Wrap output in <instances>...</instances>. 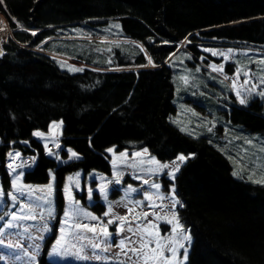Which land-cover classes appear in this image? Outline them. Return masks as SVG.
<instances>
[{
	"label": "trees",
	"instance_id": "16d2710c",
	"mask_svg": "<svg viewBox=\"0 0 264 264\" xmlns=\"http://www.w3.org/2000/svg\"><path fill=\"white\" fill-rule=\"evenodd\" d=\"M0 12L11 30L0 55V167L9 149L36 150L24 180L45 183L55 167L60 187L68 172H109V147L145 148L160 161L190 155L174 178L179 221L191 237L185 264H264V185L234 174L217 141L184 133L169 120L176 110L169 63L179 44L190 39L184 46L195 56L200 40L264 52V0H3ZM75 31L123 40L64 38ZM44 40L45 50L95 67L137 68L69 72L32 50ZM226 104L220 108L226 123L264 132L259 99ZM53 121L62 123L61 145L78 155L63 165L32 137ZM39 264L65 263L42 258Z\"/></svg>",
	"mask_w": 264,
	"mask_h": 264
},
{
	"label": "rangeland",
	"instance_id": "374dc122",
	"mask_svg": "<svg viewBox=\"0 0 264 264\" xmlns=\"http://www.w3.org/2000/svg\"><path fill=\"white\" fill-rule=\"evenodd\" d=\"M74 33L64 38L109 42L123 40L102 36L85 37L77 31ZM9 37L11 30L0 12V45ZM46 40L32 47V50L56 59L60 68L69 72L81 68L103 71L137 68L95 67L45 50L42 44ZM184 43L192 41L186 39L180 43L178 49L181 52L169 63L173 69L172 102L176 109L169 120L184 133L195 137L206 135L217 141L220 149L228 155L235 174H244L243 177L248 181L264 185V132L250 131L239 124L229 125L220 110L227 106V101L234 100L243 106L257 98L264 112V95H260L264 92L263 49L229 43L211 44L200 40L195 44L198 51L195 56L185 48ZM213 52L217 55H213ZM187 60L192 65L187 64ZM228 64L231 67L227 68ZM214 67L217 70H213ZM223 91H227L231 98L225 96ZM241 99L245 103L241 104ZM61 128V121H53L47 131L32 132V137L42 146V153L54 159L55 165H63L78 158V155L72 157L69 152L71 148L61 145ZM22 144L27 145V141ZM106 153L110 160L109 172L94 168L86 171L78 169L66 173L59 187L55 167L47 169L49 180L45 183L35 184L24 180L25 173L32 170L37 162L36 150H30L27 154L16 149L7 151L0 167L1 264H39L42 258L65 264H133L135 257L129 260L131 252L126 256L119 242L132 237L137 244L127 247H138L141 235L153 241L150 247L154 248L158 241L163 246L165 257L172 256L169 248L176 250V255L168 264L186 263L187 258L184 259V256L186 254L188 257L191 237L188 229L179 221L177 209L181 202L173 206V189L175 200L180 201L175 192L174 178L179 168L192 156L183 155V161L178 159L181 155L171 161H160L145 148L115 152L113 147H109ZM4 173L5 181L2 178ZM152 184H159V189L151 187ZM49 185L52 186L51 192L48 191ZM21 187L22 191H17ZM147 196H151V199H145ZM173 213L183 230L175 227ZM157 215L161 219H156ZM93 216L97 219H91ZM118 217L127 218L123 231H120ZM109 220L113 223L108 224ZM149 222H152V227L147 232H137L133 236L127 230L131 227L136 231L138 226L143 229ZM85 224L95 226L97 231L93 233L83 227H76ZM101 226L107 228V237ZM185 236L190 239H185ZM97 244L99 247H94ZM152 255L149 253V256ZM137 264H143V261ZM148 264H165V261L156 256Z\"/></svg>",
	"mask_w": 264,
	"mask_h": 264
},
{
	"label": "snow or ice",
	"instance_id": "6c2138e0",
	"mask_svg": "<svg viewBox=\"0 0 264 264\" xmlns=\"http://www.w3.org/2000/svg\"><path fill=\"white\" fill-rule=\"evenodd\" d=\"M2 2H3V0H0V3H2ZM32 34L35 35L36 33L33 32ZM0 54H2V53H0ZM212 54L213 55H217V53H215V52H213ZM149 63H152L150 58H149ZM71 70L82 71L83 69H71ZM213 70H217V69L214 67ZM221 70H222V66H221ZM260 95H264V92H261ZM240 103L241 104L245 103L244 99H241ZM36 135H41V134L40 133H36ZM109 151H111V149H109ZM69 152H71L72 157H76L77 156V154L75 152H72L71 149H69ZM137 155H139V153H137ZM178 159L183 161L185 159V157L183 155H181V156L178 157ZM153 162H155V161H153ZM163 167H167V165H163ZM145 182L147 183V181H145ZM151 187L159 189L160 185L159 184H152ZM51 190H52V186L49 185L48 186V191L51 192ZM17 191H22V187L18 188ZM101 191H103V188L101 189ZM9 195H11V193H9ZM69 195H70V193H69ZM89 195H91V190L89 192ZM163 198L164 197H161V199H163ZM13 199H15V196H13ZM145 199H151V196H147V197H145ZM179 203H180V201L175 200V198H174V189H173V206H175V204H179ZM181 206H183V205H181ZM109 211H111V209H109ZM172 215H173V219L176 220L175 227L181 228V230H183L182 226L179 224V221H178V219L176 217V214L173 213ZM146 217H147V213H145V218ZM13 218L15 219V217H13ZM91 219L95 220V219H97V217L93 216V217H91ZM117 219H119L120 222H121L120 231H123L124 230L123 225H124V223L127 222V218L126 217H118ZM156 219H161V217L159 215H157ZM107 223L111 224V223H113V221L109 220ZM168 223L171 224L172 221L169 220ZM76 227H78V228L79 227H83L87 231H90V232H93V233H95L97 231L95 226H89V225H86V224L85 225H76ZM101 227H102L103 234L107 237V235H108L107 228L103 227V226H101ZM149 227H152V222H149V225L146 226L143 229H141L138 226L136 231H133V229L131 227H129L127 230L129 232H131L133 234V236H135V235H137V232H147ZM184 238L185 239H190V237H188V236H185ZM152 242L153 241H150L149 239H146L143 235H141L140 239H139V246L138 247H130L129 248V247H127V245H135V244H137V241L133 240L132 237H126L125 239L120 240L119 247H120L121 251L124 252V254L126 256H127L128 252H131L132 255L128 256V259L129 260H133V257H135V261H133V264H137V262H139V261H143V264H148L149 260L150 259H155L156 256H159L160 258L164 259L165 264H168V262L171 261L172 257H174L176 255V250L174 248H169L168 251L170 253H172V256L165 257L164 256V252H163V246L158 241H156L155 242L156 246L154 248L150 247V243H152ZM59 243L60 242L58 241L57 244L59 245ZM94 247H99V245L98 244L94 245ZM145 249H147V251H145ZM158 249H159V251H157ZM55 251L56 250L53 249V253H55ZM149 253H152L153 255L149 256ZM81 258H85L86 259L87 257H81ZM186 258L187 257H186V254H185L184 259H186Z\"/></svg>",
	"mask_w": 264,
	"mask_h": 264
},
{
	"label": "water",
	"instance_id": "95a60500",
	"mask_svg": "<svg viewBox=\"0 0 264 264\" xmlns=\"http://www.w3.org/2000/svg\"><path fill=\"white\" fill-rule=\"evenodd\" d=\"M0 53H2V48H1V46H0ZM1 55V54H0Z\"/></svg>",
	"mask_w": 264,
	"mask_h": 264
},
{
	"label": "bare ground",
	"instance_id": "6f19581e",
	"mask_svg": "<svg viewBox=\"0 0 264 264\" xmlns=\"http://www.w3.org/2000/svg\"><path fill=\"white\" fill-rule=\"evenodd\" d=\"M1 46V45H0Z\"/></svg>",
	"mask_w": 264,
	"mask_h": 264
}]
</instances>
